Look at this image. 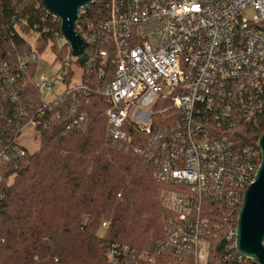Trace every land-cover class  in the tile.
<instances>
[{
    "label": "built area",
    "instance_id": "built-area-1",
    "mask_svg": "<svg viewBox=\"0 0 264 264\" xmlns=\"http://www.w3.org/2000/svg\"><path fill=\"white\" fill-rule=\"evenodd\" d=\"M95 2L104 11L99 47L85 63H98L96 92L109 102L106 138L141 155L158 181L184 185L193 195L168 194L177 211L166 215L163 237L154 239L150 250L109 244L108 264H161L169 258L214 264L211 242L219 236L226 242V259L251 264L253 259L235 248L236 221L261 153L258 143L242 144L233 132L264 124V0H91L79 16ZM57 43L69 45L62 34ZM36 59L35 49L29 60ZM69 65L65 61L64 71L30 80L41 105L17 109L21 123L0 138V165L26 154L23 139L34 141L35 128L59 116L51 113L53 106L87 89L62 81ZM56 82L63 88L47 97ZM18 92L15 86L12 101L19 100ZM128 129L141 136L133 145ZM206 201L223 209L224 217L213 221L204 215Z\"/></svg>",
    "mask_w": 264,
    "mask_h": 264
},
{
    "label": "trees",
    "instance_id": "trees-1",
    "mask_svg": "<svg viewBox=\"0 0 264 264\" xmlns=\"http://www.w3.org/2000/svg\"><path fill=\"white\" fill-rule=\"evenodd\" d=\"M103 13L102 4L95 2L86 7L75 25L88 43L86 53L90 58L99 47L97 26ZM59 25L58 19L47 14L41 0H0V138L13 134L21 123L16 117L18 108L31 111L41 105V93L30 81L38 63V58L34 62L29 60L35 49L38 57L51 43L61 70L64 71L65 61L70 62L62 81H76L87 87L67 94L52 108L51 113L58 112L59 116L48 120L45 127L35 128V151L29 152L26 147L24 156L0 165V235L4 250L0 264H108L105 248L112 243L126 244L137 251L150 250L152 241L164 235L166 215L177 211L170 207L167 195L182 192L193 199L184 185L158 181L153 167L141 155L106 138L105 110L109 102L96 92L101 84L98 63L78 61L80 70L76 71L70 46H58ZM26 36L34 37L33 49ZM2 63L6 64L4 68ZM5 74L9 81H5ZM15 86L19 89L18 101H12L10 95ZM72 107L74 113H70ZM80 113L85 114L84 118L74 123ZM128 131L133 145L141 136L132 129ZM96 132L101 141L94 137ZM263 132L264 124L249 125V131L233 133L242 144L256 145ZM152 184L158 187L157 194L151 189ZM149 197L156 200L155 205ZM203 210L213 221L225 215L210 201L203 203ZM43 215L44 221L57 229L58 238L44 236L45 255L41 260H33L32 250L37 247L30 252L23 245L27 239L24 234ZM103 222L107 226H102ZM70 228L85 238L77 243ZM40 240L37 236L33 242ZM225 245L222 236L212 240L211 262L243 264L225 258ZM47 256L50 258L44 260ZM160 262L191 264L190 260L175 258Z\"/></svg>",
    "mask_w": 264,
    "mask_h": 264
},
{
    "label": "water",
    "instance_id": "water-1",
    "mask_svg": "<svg viewBox=\"0 0 264 264\" xmlns=\"http://www.w3.org/2000/svg\"><path fill=\"white\" fill-rule=\"evenodd\" d=\"M91 0H41L47 14L58 19L61 34L68 41L71 55L79 57V63L88 60L85 49L87 42L75 29L79 9ZM261 160L253 181L243 194L242 204L236 221L235 248L251 264H264V132L258 139Z\"/></svg>",
    "mask_w": 264,
    "mask_h": 264
},
{
    "label": "rangeland",
    "instance_id": "rangeland-1",
    "mask_svg": "<svg viewBox=\"0 0 264 264\" xmlns=\"http://www.w3.org/2000/svg\"><path fill=\"white\" fill-rule=\"evenodd\" d=\"M251 14H252V10H249V16H251ZM26 38H27V41H28L29 45L33 49L34 45H35L34 44L35 43L34 37L33 36H26ZM56 57H57L56 53L52 50L51 44H49V46H46L44 51L42 53L38 54V57H37L38 58V63H37V66H36V69H35V74H34L35 77L39 78L42 75L54 76L61 68V63L56 61ZM71 61H72V67L76 71L80 70L77 57H74V56L71 55ZM59 78H60V76H59ZM62 88H63L62 85L59 82H56L54 87H53V89H52V91L48 92L47 97L55 95ZM23 133H24V135H28L29 131L26 129ZM96 133H93V135H94V137L99 139L100 133L99 132H96ZM23 141L26 142V147H27L29 152H33V151H35L38 148L37 142H34L32 140H28L27 138H24ZM99 141H101V139H99ZM151 189L155 190V194H157V192L159 191L158 187L156 185H153V184L151 186ZM148 193H150V191H148ZM151 198L149 197L150 203H154V205H155L156 204V202H155L156 200L155 199L151 200ZM44 219H45V215L42 216V220L40 218L36 222H32L30 229H26L25 230V234L24 235L27 237V239L25 240L23 245L26 246L29 249L30 252H31V250L33 249L34 246L37 247L36 250L35 249L32 250L34 252V254H35L34 257H33V260H37V259L41 260V258H43L44 255H45V252L42 249V246H44V244H43V239H44L43 237L44 236H47V235L51 234V235H54V236H56L58 238L57 229L55 227H52L49 224H47L48 220L44 221ZM70 229H72V228H70ZM72 230L73 231H72L71 234L76 236L75 239H76L77 243H79L81 241V239L85 238L84 235L80 234L79 231H77L75 229H72ZM59 231H61V230L59 229ZM37 236H40L41 240L35 243L33 241L37 238ZM2 242H3V239L1 238V235H0V255L4 253V250L1 247V243ZM49 258L50 257L47 256V257L44 258V260L45 259H49ZM248 261H249V259H248Z\"/></svg>",
    "mask_w": 264,
    "mask_h": 264
}]
</instances>
